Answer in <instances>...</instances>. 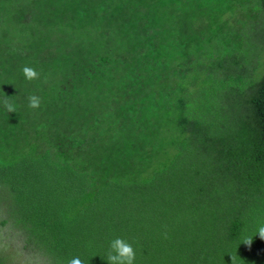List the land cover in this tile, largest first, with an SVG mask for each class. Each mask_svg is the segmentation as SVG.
Here are the masks:
<instances>
[{"label":"trees","instance_id":"trees-1","mask_svg":"<svg viewBox=\"0 0 264 264\" xmlns=\"http://www.w3.org/2000/svg\"><path fill=\"white\" fill-rule=\"evenodd\" d=\"M237 1L0 0V199L23 216V252L107 264L123 237L135 264H264V74L232 92L245 111L202 103L198 119L184 86L192 64L214 63L218 79L254 73L221 42ZM24 9V22L42 20L40 41L14 27ZM185 9L202 24L187 26Z\"/></svg>","mask_w":264,"mask_h":264},{"label":"rangeland","instance_id":"rangeland-1","mask_svg":"<svg viewBox=\"0 0 264 264\" xmlns=\"http://www.w3.org/2000/svg\"><path fill=\"white\" fill-rule=\"evenodd\" d=\"M52 1L56 3L58 2V0ZM51 7L52 4L49 3L45 9H50ZM261 10L262 6L260 0H238L237 4L233 5L232 11L229 13L230 18H236L237 21L233 20L230 22L231 26H229V31H227L229 36L223 35L224 40H221V42H223V46L230 41L233 45H235L234 41L237 43L236 46L239 51L230 58L231 63L242 64L243 62L246 67H248L251 63H253V67L255 63H257V67L253 74L249 73L247 69H245L247 74L243 75L242 77V71L241 75L238 76H235L234 71H230L227 78L220 77L218 79L217 76L206 70L212 66H215L214 63L206 62L204 63L205 68H199L198 70L195 69V64H192L193 69L184 81V86L191 93L188 99H186V104L188 105V113L192 116V118H197L201 115L196 113L195 110L202 103H204L205 107L208 108L214 105L231 108L233 110L239 109L242 111H245L247 108L244 102L231 98L232 92H234V90L237 88L246 89L251 84L252 79H257L259 77L261 78L264 74V13ZM27 11V9H24V12L22 11L20 14H11L12 18L14 17L18 21L14 27L24 35L34 34L35 38L40 41L41 38L36 37L34 31L43 25L42 20L38 17L37 20L32 21L31 18L34 14L31 15L30 13L29 18L24 22L22 17ZM196 11L197 10H182V12L187 13L189 15L188 17L190 18H185V23L187 26L190 24V22L191 25H196L198 23L202 24L203 20L198 16ZM228 18V16H224V21H228L230 19ZM209 21H211V19H208V21L204 22L205 25L209 26ZM207 26L203 27L201 30L207 32ZM11 27H13V25ZM192 29H194V27ZM209 29L212 30L214 28ZM236 29H239V31L237 36H234L232 39L233 33H236ZM43 49L44 47L41 45L40 50ZM250 70L252 71V69ZM212 71L214 72V70ZM204 80L208 83V85H203ZM30 83L32 82H29L26 86L32 85ZM216 87H218L219 90L224 89L225 94L222 92L220 97L215 98L214 88ZM12 93L13 94L11 97H19V94H21V87L16 85L15 88H13ZM4 132L7 133V129L3 130L1 133L3 134ZM9 203L10 201H7L6 197H2V199H0V247L3 248L2 250L4 252V264H43V260L41 258L31 253L22 251V238L24 237L21 232L14 230V225L17 221H21L23 216L20 213H17L16 215L11 214L9 210Z\"/></svg>","mask_w":264,"mask_h":264},{"label":"clouds","instance_id":"clouds-1","mask_svg":"<svg viewBox=\"0 0 264 264\" xmlns=\"http://www.w3.org/2000/svg\"><path fill=\"white\" fill-rule=\"evenodd\" d=\"M22 73L26 80L32 81L39 78V73L36 69L30 66H24ZM6 96V95H5ZM7 97V96H6ZM41 103L40 97L36 95H30L28 97V107L32 109L39 108ZM3 107L6 112H16V106L9 102L7 99L3 102ZM259 238L264 240V227L259 229ZM252 239H247L245 245L251 246ZM107 264H135L136 252L132 246V243L123 237H116L109 241L108 250L105 257ZM66 264H84V261L80 257H72L67 260Z\"/></svg>","mask_w":264,"mask_h":264}]
</instances>
